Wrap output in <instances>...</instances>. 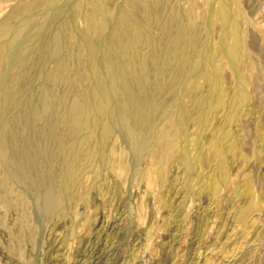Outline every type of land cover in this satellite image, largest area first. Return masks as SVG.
<instances>
[{
    "label": "rangeland",
    "instance_id": "1",
    "mask_svg": "<svg viewBox=\"0 0 264 264\" xmlns=\"http://www.w3.org/2000/svg\"><path fill=\"white\" fill-rule=\"evenodd\" d=\"M92 1L0 0V145H18L0 169V264H264V0H104L108 17ZM35 150L48 159L29 171Z\"/></svg>",
    "mask_w": 264,
    "mask_h": 264
},
{
    "label": "bare ground",
    "instance_id": "2",
    "mask_svg": "<svg viewBox=\"0 0 264 264\" xmlns=\"http://www.w3.org/2000/svg\"><path fill=\"white\" fill-rule=\"evenodd\" d=\"M134 4V3H133ZM96 6H99L100 8H99V11H100V13H102L101 15H103V16H105V17H108L109 16V11H107V9L106 8H108V7H106L105 6V1L104 0H93L92 2H91V5H90V8L92 9V11H95L96 10ZM221 7V6H220ZM27 9V7L25 8V7H19V8H16V9H14V11H13V14L14 15H18V14H21L24 10H26ZM109 10V9H108ZM216 12H218V11H216ZM226 12H225V10H224V8L222 7V8H220L219 9V12L217 13V18H215V20H217L218 22H220L221 24H224L225 23V18H226V14H225ZM98 15V14H97ZM91 16V18L89 19L90 20V23L95 27V29L97 30V32H102V29H103V24L101 23V21L98 23V20H97V22H96V19H95V17L93 16V15H90ZM89 16V17H90ZM88 17V18H89ZM124 18H125V16H123ZM126 17H127V15H126ZM129 17V16H128ZM132 17V16H131ZM131 19V18H130ZM214 20V21H215ZM128 21V20H127ZM124 22H126V19H125V21ZM90 24V25H91ZM104 24H105V22H104ZM126 24V23H125ZM89 25V26H90ZM2 31H4V29H1L0 30V32H2ZM230 31V30H229ZM235 31V34L237 33L236 32V30H234ZM234 31H233V33H234ZM225 38H224V42H226V44H227V50H230V54H231V56H232V58L234 57V58H236L237 57V55H236V52H237V50H236V48H237V45L238 44H240V43H237V40H236V36H234V34H231L230 32L228 33H226L225 35ZM232 36L234 37V41H232L233 39H232ZM150 39V38H149ZM230 39H232V40H230ZM83 40V39H82ZM229 40H230V42H229ZM86 40H83L82 41V44L84 45V46H86V47H88V45L86 44V42H85ZM232 41V42H231ZM131 46V45H130ZM133 46V45H132ZM91 47V46H90ZM93 48V47H92ZM92 48H89L88 47V51H89V53L90 52H92V54L95 52ZM229 48V49H228ZM239 48H241L240 46H239ZM133 49V48H132ZM93 50V51H92ZM238 53V52H237ZM91 55V54H90ZM137 55V54H136ZM238 59V58H237ZM234 60V59H233ZM237 61V60H236ZM94 64V63H93ZM107 64V63H106ZM105 66H108V64L107 65H105ZM95 67H96V65H95ZM110 68H111V66H110ZM106 69V68H105ZM113 69V68H112ZM112 69H110V71H109V69H108V72H109V75H110V77H111V79L110 80H112L111 82V84H113L114 85V83H115V79H114V76H112ZM97 70V69H96ZM91 71L92 72H95L94 71V65L91 67ZM107 71V70H106ZM144 72V71H143ZM213 72V71H212ZM97 73V72H96ZM95 73V74H96ZM115 73V72H114ZM113 73V74H114ZM94 74V73H93ZM219 80V77L218 76H216L215 77V80H214V82H216V84H217V81ZM148 82V81H147ZM215 85V84H214ZM126 87V91L127 92H129L130 93V96H129V99H131V101L132 102H134V103H136V99H135V95H134V91L132 92V89L133 88H131V90H130V88L128 87L127 88V86H124V88ZM133 87V86H132ZM215 87H217V85L215 86ZM218 87H219V85H218ZM93 91H92V99H93V101H95L96 102V104H97V107H98V110H99V114H101V115H104L107 111H108V104H107V102L106 101H104L103 100V98H101L102 97V87L101 86H97V87H95L94 89H92ZM114 90H115V88H114ZM216 90H217V88H216ZM221 99V98H220ZM139 100V99H138ZM219 100V99H218ZM127 101V100H126ZM130 101V100H129ZM131 102V103H132ZM108 103H109V101H108ZM133 103V104H134ZM218 103H219V101H218ZM128 105V104H127ZM121 107V106H120ZM122 110H123V113H124V116H123V123H124V125L123 126H125V128H126V130H127V132H128V134H131L132 132H134V130L133 129H135L136 130V128L133 126L134 125V121H132V122H130L129 123V121H128V117L130 116V115H132V111L130 110V108H129V105L128 106H126L125 104H123L122 105ZM100 115V116H101ZM81 115H79V114H74V119H75V127L76 128H79L78 127V125L83 121L82 120V118L80 117ZM99 116V115H98ZM104 117V116H103ZM100 118V117H99ZM98 120V119H97ZM95 122H96V120H95ZM137 123V122H136ZM138 123H139V121H138ZM138 123L136 124V127L137 126H139L138 125ZM82 124V123H81ZM95 124H97V123H95ZM98 125V124H97ZM83 125H81L80 126V128L82 127ZM96 126V125H95ZM141 126V125H140ZM139 126V127H140ZM138 129V128H137ZM108 132V131H107ZM136 132V131H135ZM154 135V134H153ZM91 136V135H90ZM99 136V135H98ZM132 136V135H131ZM151 137V136H150ZM153 141H152V144H150V147H151V149L149 150V152H150V160L152 161V163L153 164H157L158 163V161L160 160V155H161V153H162V151H164V150H166L165 149V147H166V142H165V135H164V133H161V134H159V135H155V137L153 136ZM148 139V138H147ZM146 139V140H147ZM146 140H143V141H141L142 143H140V145H141V148L143 149L144 148V144L145 143H143L144 141L146 142ZM150 140H151V138H150ZM138 141H139V139H138ZM138 143V142H137ZM148 143V142H147ZM146 143V145H149V143H150V141H149V143L147 144ZM145 145V146H146ZM137 146V145H136ZM138 147V146H137ZM18 148V145H17V143L14 141V142H11V141H4L1 145H0V169H1V167H2V164H3V162H5V160H7L8 159V152H10V153H15V151H16V149ZM34 148H36V147H34ZM139 148V147H138ZM59 150H60V152H61V154L62 155H64V157L65 156H70V162L67 164V166H66V169H65V171L63 172V178H62V181H61V185H62V187H63V189L64 190H70V189H72V187L74 186V184H75V182H76V177H77V168H78V161H77V159H78V155H76L75 153L76 152H74V150H72L69 146H68V144L66 143V142H63V143H61L60 144V146H59ZM216 152H217V154L219 153V151L218 150H216ZM91 153V152H90ZM94 154V153H93ZM165 154V153H164ZM89 155V154H88ZM149 155V154H148ZM80 156V155H79ZM146 156V155H145ZM219 158V157H218ZM47 156H44V154L40 151V150H35V152L33 153V155L30 157V158H28V162H27V169L29 170V171H32V170H38L39 169V165L38 164H41L42 162L44 163V162H46L47 161ZM116 160V159H115ZM93 161V160H92ZM121 161H122V159H121ZM116 162V161H115ZM81 163V162H80ZM111 163V162H110ZM119 163H122V162H119ZM115 164V163H114ZM117 164H118V162H117ZM121 165V164H120ZM20 166V165H19ZM79 166H80V164H79ZM116 166V165H115ZM154 166V165H153ZM116 167H118V166H116ZM221 168V167H220ZM160 169V168H159ZM120 171V170H119ZM159 174V173H158ZM160 174H161V172H160ZM53 182V181H52ZM77 183V182H76ZM45 189L47 190V195H46V200H47V203L46 204H48V208H52V207H54V205L55 204H57V203H59V201H58V196L56 195V192H55V185H54V183H48V185L45 187ZM75 189V188H74ZM71 192H72V190H70ZM71 194V193H70ZM69 198V197H68ZM57 207H58V205H57ZM56 207V208H57ZM50 211H53L52 209L50 210Z\"/></svg>",
    "mask_w": 264,
    "mask_h": 264
}]
</instances>
